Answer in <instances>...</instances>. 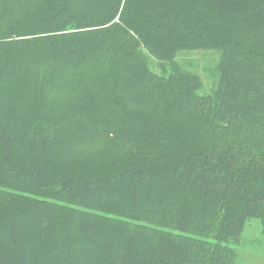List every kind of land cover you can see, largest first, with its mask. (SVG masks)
<instances>
[{"label": "trees", "instance_id": "obj_1", "mask_svg": "<svg viewBox=\"0 0 264 264\" xmlns=\"http://www.w3.org/2000/svg\"><path fill=\"white\" fill-rule=\"evenodd\" d=\"M254 217L264 0H0V264H235Z\"/></svg>", "mask_w": 264, "mask_h": 264}, {"label": "rangeland", "instance_id": "obj_2", "mask_svg": "<svg viewBox=\"0 0 264 264\" xmlns=\"http://www.w3.org/2000/svg\"><path fill=\"white\" fill-rule=\"evenodd\" d=\"M218 58L215 50H195L181 52L177 60L186 69L198 74L203 81L202 91L208 92L213 87V69ZM237 258L235 264H264V232L259 218L248 220L239 243L232 245Z\"/></svg>", "mask_w": 264, "mask_h": 264}]
</instances>
